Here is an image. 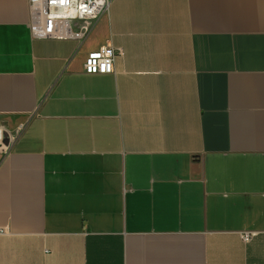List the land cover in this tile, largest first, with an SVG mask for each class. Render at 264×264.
Segmentation results:
<instances>
[{
	"label": "crops",
	"instance_id": "0c3cea01",
	"mask_svg": "<svg viewBox=\"0 0 264 264\" xmlns=\"http://www.w3.org/2000/svg\"><path fill=\"white\" fill-rule=\"evenodd\" d=\"M28 24L0 0V264H264V0H113L80 44Z\"/></svg>",
	"mask_w": 264,
	"mask_h": 264
},
{
	"label": "built area",
	"instance_id": "2783aa9c",
	"mask_svg": "<svg viewBox=\"0 0 264 264\" xmlns=\"http://www.w3.org/2000/svg\"><path fill=\"white\" fill-rule=\"evenodd\" d=\"M113 0H28L29 30L35 40L84 42L92 33L100 17L107 13ZM117 50L105 45L88 54L84 73L91 76L112 75L115 72ZM4 141L0 126V155L6 156L17 140L18 134ZM4 234V231H0ZM244 241L251 235L246 234Z\"/></svg>",
	"mask_w": 264,
	"mask_h": 264
}]
</instances>
